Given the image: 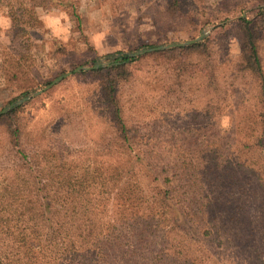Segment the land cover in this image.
<instances>
[{
	"label": "rangeland",
	"instance_id": "1",
	"mask_svg": "<svg viewBox=\"0 0 264 264\" xmlns=\"http://www.w3.org/2000/svg\"><path fill=\"white\" fill-rule=\"evenodd\" d=\"M169 2L0 0V111L71 72L12 109L21 108L12 124L21 126L33 167L8 155L6 126L0 121V215L27 205L12 192L26 191L31 179L36 186L45 167L58 168L51 166L54 153L64 163L85 168L96 187L106 191V199L97 201L104 210L103 229L126 215L139 217L135 225L148 224L149 232L136 239L126 228L132 222L124 220L130 223L121 229L122 243L136 247L134 255H126L128 264H264V91L236 69L237 21L253 18L264 0H177L176 11ZM205 29L207 36L195 44L210 41L211 70L226 99L201 87L202 58L195 51L186 57L192 66L179 87L163 58H143L129 67L131 76L117 88L124 121L137 132L131 146L122 147L99 81L88 72L111 66L119 53L191 40ZM260 54L264 73V40ZM96 62L100 65L94 68ZM210 97L215 100L210 112H215L208 115L203 110ZM57 172L50 170L46 182H54ZM114 172L116 179L123 175L118 187L112 190L115 182L110 181L104 188V179ZM124 181L132 186L124 187L129 190L123 189L121 198ZM94 190L85 188L81 197ZM175 210L186 222L177 220ZM96 258L88 251L84 264Z\"/></svg>",
	"mask_w": 264,
	"mask_h": 264
},
{
	"label": "trees",
	"instance_id": "2",
	"mask_svg": "<svg viewBox=\"0 0 264 264\" xmlns=\"http://www.w3.org/2000/svg\"><path fill=\"white\" fill-rule=\"evenodd\" d=\"M178 7L177 0H170L168 4L170 10L176 11ZM11 19L13 20V15H11ZM236 26L241 32L240 55L236 62V69L252 76L263 93L264 73L260 43L264 40V8H259L251 19H238ZM25 33L29 35V32ZM209 43L210 41H206L189 47L156 51L140 57L122 55L116 58L111 66L99 67L88 72L90 75L96 76L99 81L103 104L110 113L115 135L122 147L127 149L128 146H131L132 139H135L137 132L133 127L127 126L124 121L117 88L121 81H125L131 76L129 67L143 58H163V62L169 65L168 68L170 67L177 81L176 86L179 87L182 86L181 81L185 74H190L188 68L192 66L186 57L188 53L195 51L202 58L201 72L197 73L201 78V87L223 100L226 99L224 89L221 88L216 75L211 70ZM15 64V67L18 68L19 58ZM157 64L160 65L158 62ZM15 75L16 71L11 74V77ZM171 90L167 89V92ZM219 102L217 101L218 105ZM214 104V98H208L203 112L208 115L214 113L215 111L210 112L214 108ZM20 109L19 107L2 115L0 121H3L6 126L8 155L13 156L12 160L15 163L22 162L31 168L33 167L32 156L29 155V152L32 151L30 148L24 147L21 141L20 124H12L17 120ZM51 166H58V168L45 167L41 175L42 180L40 177L36 179V186L31 179L26 191L12 192L15 200L19 194L24 197L27 205L23 209L14 207L8 210V207H2L7 210L0 215V264H82V262L84 264L88 251H92L97 257V262L93 264H112V259H116V264L130 263L131 260L126 255H134L136 247L130 244L125 248V244L122 243V238L124 239L125 236H122L121 229L125 228L123 226L126 223H135L139 217L126 215L120 220L114 218L110 221L107 229H103V224L99 220L104 210L98 207L97 201L106 199V191L96 187L94 180L91 179L85 168L75 165L73 161L64 163V159L60 155L51 153ZM50 170H58L54 182H46L49 179H45V176ZM122 176L119 173V179H116L117 172L109 173L108 177L104 179L103 187L107 189L108 182L113 181L115 182L113 190L118 187ZM91 186L96 188V191L90 192L89 197H81L84 193L83 190ZM126 186L131 187L132 183L130 181L123 182V186L119 189V197H123L124 190H129L124 188ZM162 195L164 198H168L167 191L162 190ZM128 200L131 201L130 195ZM180 213L175 210L177 220L186 222ZM90 215L96 217L97 221L91 219ZM155 216L156 214L150 219H154ZM127 218L130 219V222H124ZM126 228L130 233H136L133 236L136 239H140L149 232V226L145 222ZM105 245L109 251H112L113 257H110Z\"/></svg>",
	"mask_w": 264,
	"mask_h": 264
},
{
	"label": "water",
	"instance_id": "3",
	"mask_svg": "<svg viewBox=\"0 0 264 264\" xmlns=\"http://www.w3.org/2000/svg\"><path fill=\"white\" fill-rule=\"evenodd\" d=\"M209 33V29H205L203 30L200 35L194 39L191 40H187V41H183V42H172V43H167V44H163V45H158V46H154V47H148V48H142L139 50H136L134 52H128V53H119L118 55L112 56L113 59H116L122 55H128L130 57H136L139 56L141 54L147 53V52H151V51H160V50H165V49H170V48H177V47H183V46H188L191 44H195L198 43L200 41H202L207 34ZM100 65L99 62H96L94 65V68L98 67ZM89 69V67H77L75 69V71H79V70H86ZM69 74H71V72H66L60 76H58L57 78H55L54 80L51 81V83H49L48 85H46L42 90H46L48 88H50L52 85L58 83L59 81H61L63 78L67 77ZM42 90L39 91H32L30 92L28 95L26 96H21L18 99H16L15 101L11 102L10 104H7L1 111H0V115L4 114L10 110H12L13 108H15L16 106L20 105L21 103L27 101L28 99H30L33 96H36L38 94H40L42 92Z\"/></svg>",
	"mask_w": 264,
	"mask_h": 264
}]
</instances>
